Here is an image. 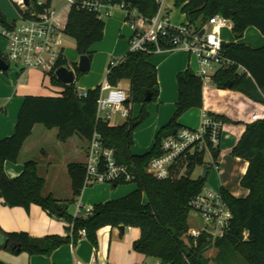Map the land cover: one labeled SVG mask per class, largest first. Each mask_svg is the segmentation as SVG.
I'll use <instances>...</instances> for the list:
<instances>
[{
  "label": "trees",
  "instance_id": "1",
  "mask_svg": "<svg viewBox=\"0 0 264 264\" xmlns=\"http://www.w3.org/2000/svg\"><path fill=\"white\" fill-rule=\"evenodd\" d=\"M109 1L114 4L124 3L127 8L136 9L143 20H150L160 9L157 0ZM14 4L24 16H31L33 12L42 9L37 0H32L26 9L22 8L18 0ZM175 6L186 14L189 24L197 30H201L211 17L221 15L231 22L232 32L237 39L252 26L264 35V0H176ZM0 24H9L1 11ZM105 26V20L98 18L96 13L74 5L68 13L65 33L75 39L78 54L88 55L92 60L93 52L90 48L103 40ZM223 49L227 57L246 67L251 75L239 74L236 64L219 69L212 76V81L219 89H227L226 82L231 81L233 86L230 90L245 99L249 107L245 108V114L238 110L233 116L223 111H211L223 121L224 131L236 136V142L229 150L216 148L213 156L220 159L228 152L248 161L241 184L249 193L246 197H236L226 188L221 189L234 218L231 232L214 244L221 252L226 253V256H220L222 264L228 261L227 257L233 252L238 253L245 264H264V46L254 48L235 41L224 42ZM152 54L129 51L117 62H110L108 65L106 79L110 84L117 86L124 79L131 83L126 106L142 104L139 115L133 118L130 113L128 121L123 125L111 126L109 122L96 120L101 85L87 90L86 97L80 96L81 91L76 82L69 85L61 83L55 76V70L49 75L53 85L64 88L61 96L24 97L14 133L0 140V198L10 207L23 206L29 209L32 204L40 205L50 215L68 223L67 235L35 238L27 232H6L0 228V235L3 237L0 249L13 253L26 251L30 254L50 255L63 244H76L82 229H86V237L97 246L98 231L102 227L124 226L140 229L141 235L133 247L146 257L157 258L169 264H209L204 253L207 245L212 242L205 236L196 241L188 235L191 212L189 201L206 187L208 175L196 179L182 176L159 180L147 172L150 159L160 152L162 139L183 127L179 122L181 116L192 108H202L205 105L203 79L193 70L188 68L178 73L175 111L170 122L159 130L153 148L143 155L132 153L134 131L149 117L146 105L156 101L159 96L157 68L149 60ZM1 60H5L2 54ZM62 66L76 69V78L84 74L78 70L77 62L60 58L56 68ZM148 92L152 93L150 102L146 100ZM247 112L254 115H247ZM36 124H43L48 128L58 127L61 141H66L75 133L88 141L97 130L107 146L116 148L118 161L136 170V189L119 199L96 204L90 215L75 216L68 212L62 201L43 195L45 179L39 175L35 161H26L23 173L17 178H10L5 171V163L19 160L24 143ZM202 161V157L198 158L197 163ZM68 168L74 196L77 197L84 188L85 165L74 162ZM120 184L122 183L112 186L116 188Z\"/></svg>",
  "mask_w": 264,
  "mask_h": 264
},
{
  "label": "crops",
  "instance_id": "2",
  "mask_svg": "<svg viewBox=\"0 0 264 264\" xmlns=\"http://www.w3.org/2000/svg\"><path fill=\"white\" fill-rule=\"evenodd\" d=\"M157 1L163 12L168 14L171 23L182 25L188 22L186 14L175 6L176 0ZM105 22L103 40L90 48L93 52L91 70L90 73L88 72L90 78L84 84L83 91L103 85L101 80L109 63L117 62L130 51L133 30L126 21L124 10L114 9ZM220 35L224 42L238 41L254 48L264 46V35L254 26L249 27L240 39L236 38L231 26L222 28ZM6 48L7 43L0 36V54L5 55ZM149 60L157 68L159 96L156 101L146 105L149 117L134 131L135 134L139 129L147 128L148 132H152V137L140 147L135 145L134 140L132 153L135 155L149 152L155 144L159 130L172 119L178 100V73L188 68L196 72L199 68L197 58L185 49L153 53ZM47 76L49 77L48 83L46 82ZM118 86L130 92L129 80L120 81ZM211 86L212 84H209L208 88L204 89V107L192 108L181 116L179 122L182 126L199 127L205 109L213 112L223 111L232 116L238 110L245 114V108L249 107L248 102L230 89L228 90L232 95L226 98L224 104L217 107L218 109H214L211 103L215 92L214 90L212 93L209 91ZM63 91L62 86L53 85L51 77L38 69L0 71V140L14 133L25 96H61ZM141 108V103H135L131 104L129 111L128 109L127 111L115 110L110 125H123L128 121L130 113L135 118L139 115ZM249 114L254 115L252 112H247V115ZM59 131L58 127L48 128L43 124H36L31 136L24 143L19 160L5 163L7 175L10 178H17L23 173L26 161H35L39 175L45 179L43 195L52 196L68 204L67 209L71 215L76 214L77 199L81 200L85 206H95L119 199L136 189V187H129L128 190L118 193L113 186L100 183L84 187L81 194L75 197L68 166L74 162L85 164L87 140L75 133L66 141H61ZM235 142L236 136L229 131H224L220 148L227 151ZM213 168H209L208 175H211L208 179L209 186L206 188L217 191L226 188L236 197L248 195L249 190L241 184L242 177L248 168L247 160L226 152L218 160V167ZM67 226L68 223L64 219L50 215L40 205L32 204L29 209L23 206L10 207L0 198V228L6 232H27L35 238L50 235L66 236ZM140 235L141 231L136 227H126L122 230L120 227L108 225L98 231L97 246H94L87 237L81 236L76 244L72 242L63 244L50 255L30 254L26 251L13 253L0 249V264H75L76 261L91 262L94 258L98 264H137L146 258L133 247ZM2 241L3 237L0 235V242Z\"/></svg>",
  "mask_w": 264,
  "mask_h": 264
},
{
  "label": "built area",
  "instance_id": "3",
  "mask_svg": "<svg viewBox=\"0 0 264 264\" xmlns=\"http://www.w3.org/2000/svg\"><path fill=\"white\" fill-rule=\"evenodd\" d=\"M18 3L23 9L28 7L23 0H18ZM37 4L42 9L33 12L31 16L20 14V21L9 22L7 25L0 24V36L7 43L3 55L5 61L9 66L15 64L20 70L38 69L49 75L52 70L56 72L58 69L56 63L60 58L68 60L66 49L61 45V35L66 34L68 13L74 5L96 13L100 19L110 17L116 8L123 9L126 21L133 30L130 51L157 53L185 49L199 62V68L195 73L203 79L204 89L208 88L210 82L213 84L212 76L219 69L237 64L226 56L223 49L224 41L220 31L224 27H230L231 22L221 15L211 17L202 28L205 29L202 33V29L197 30L189 22L182 25L171 23L168 14L164 13L161 7L153 18L143 20L136 9H129L124 3L114 4L109 0H69L68 10L52 8V0L49 3L48 0H37ZM237 65L239 74L251 75L246 67ZM68 68L74 70L77 75L76 69ZM80 96L86 97L87 91L80 92ZM128 99V91L106 81L101 85L96 120L110 123L111 109L129 111L130 107L126 106ZM223 126L221 119L205 109L199 127L183 126L177 129L176 133L162 139L160 152L150 159L147 172L156 179L167 180L182 176L192 177L195 169L201 167L203 170L205 164H208L209 168L210 166L217 168L219 159L214 158L213 150L221 146ZM201 157L203 161L197 163ZM84 165V187L100 183L111 185L135 183L138 178L133 167L118 161L116 148L107 146L97 130L87 141ZM75 205L77 208L75 216L90 215L94 211V206H85L79 199ZM189 206L199 218V224L190 225L188 229V235L196 241L205 236L214 244L231 232L234 215L221 191L205 187L201 193L191 198ZM80 235L86 237V229H82ZM75 264L98 263L94 258L91 262L76 261ZM137 264L169 263L161 260L150 262L146 257Z\"/></svg>",
  "mask_w": 264,
  "mask_h": 264
},
{
  "label": "rangeland",
  "instance_id": "4",
  "mask_svg": "<svg viewBox=\"0 0 264 264\" xmlns=\"http://www.w3.org/2000/svg\"><path fill=\"white\" fill-rule=\"evenodd\" d=\"M14 1L16 0H0V11L7 17L8 21H20V12L18 8L16 7V5L14 4ZM68 3H69V0H52V8H55L56 10H63V9L68 10V6H67ZM105 21H107V18H105ZM61 45L66 47L67 49L66 54L68 57V61L78 62L80 56L77 54L75 39L67 34H63L61 35ZM13 69H19V68L15 64H12L9 70H13ZM107 71H108V68L105 69V72L103 74L104 75L103 79L101 80V84H104L106 82ZM89 73H84L81 76L76 78V85L81 91H83L82 88H84V84L90 78ZM46 82L47 83L49 82L48 76L46 77ZM210 84L212 83L210 82ZM212 90H214L215 92V95H212V103H211V106L214 109H218L217 107L219 105H223L226 98H229L232 95L230 90L219 89L214 83L212 84L211 89H209V91H211L212 93ZM111 111L113 114L115 110L111 109ZM112 122H116V121L112 120ZM151 137H152V132H148L147 128H142L141 130L139 129L134 134L135 145L137 147H140L142 144H145V142L148 141L149 138ZM210 168L214 169L213 166H210ZM202 173H203L202 168L197 167L192 174V178L196 179L199 176H201ZM210 175L211 174L208 175L206 186H209L208 179ZM109 185L112 186L111 184ZM129 187H136V184L135 183H122L118 187L114 188V190L118 191L119 193V192L128 190ZM189 223L192 226H196L197 224H199V218L197 214L193 211L190 212ZM225 245L226 244L223 245V248L225 247ZM221 255L226 256V253L224 251L221 252V249L215 247V244L209 243L207 245V250L204 253V256L205 258L208 259L209 264H222V258H220ZM157 260L159 259L153 258V257H147V261H150V262H155ZM226 260H224L226 262H223V264H245L242 257L236 252H233V254H231V256H228Z\"/></svg>",
  "mask_w": 264,
  "mask_h": 264
},
{
  "label": "water",
  "instance_id": "5",
  "mask_svg": "<svg viewBox=\"0 0 264 264\" xmlns=\"http://www.w3.org/2000/svg\"><path fill=\"white\" fill-rule=\"evenodd\" d=\"M25 5L29 6L31 0H23ZM205 32V29H202V33ZM78 70L84 73H88L91 70V64H92V60L89 58L88 55H80L79 60H78ZM0 69L2 71H9L10 66L9 64L5 61V60H1L0 61ZM57 79L65 84V85H69L72 83L76 82V74L75 71L72 69H69L66 66H62L60 68H58L55 72ZM233 86V83L231 81L226 82V87L227 89H231ZM146 100L147 101H151L152 100V93L148 92L146 95ZM137 124L135 123L134 126H136ZM177 132V129L174 131V133ZM209 173V165L205 164L204 168H203V173L202 176L206 177ZM66 208H68V204L66 205ZM122 230L125 229L124 226L120 227Z\"/></svg>",
  "mask_w": 264,
  "mask_h": 264
}]
</instances>
